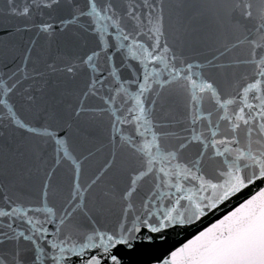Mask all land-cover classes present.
Here are the masks:
<instances>
[{
    "label": "snow or ice",
    "instance_id": "1",
    "mask_svg": "<svg viewBox=\"0 0 264 264\" xmlns=\"http://www.w3.org/2000/svg\"><path fill=\"white\" fill-rule=\"evenodd\" d=\"M0 264H264V0H0Z\"/></svg>",
    "mask_w": 264,
    "mask_h": 264
}]
</instances>
